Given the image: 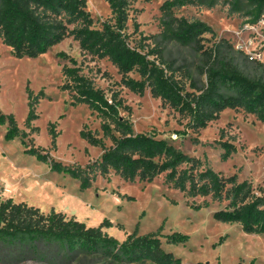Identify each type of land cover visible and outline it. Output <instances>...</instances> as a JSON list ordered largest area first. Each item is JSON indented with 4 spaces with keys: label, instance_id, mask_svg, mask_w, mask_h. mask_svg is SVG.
<instances>
[{
    "label": "trees",
    "instance_id": "obj_1",
    "mask_svg": "<svg viewBox=\"0 0 264 264\" xmlns=\"http://www.w3.org/2000/svg\"><path fill=\"white\" fill-rule=\"evenodd\" d=\"M105 1L111 7L112 18L96 27L87 10V0H0V38L15 57L36 58L73 36L85 55L108 59L115 65L124 86L139 95L149 88L152 96L160 98L163 105L188 118L187 128L194 132L219 119L227 108L253 114L264 123V77L246 72L240 58L254 64L255 70L264 69V64L249 61L224 38L207 46L204 34L212 32V27L204 21L189 20L175 13L176 7L213 5L217 0H165L161 6V41L156 40L155 46L147 50L143 44L132 45L127 33L129 9L134 0ZM225 1L234 10L249 14H254L256 9L258 14L264 9V0ZM165 41L190 46L200 54L198 69L206 75L202 87L191 82L195 90H187L177 74L175 62L163 56ZM58 56L71 63L62 67L65 80L61 85L69 92L71 103L86 104L101 118L102 136L87 124L80 136L89 144L102 148L103 153L84 167L55 160L48 149L36 146L33 140L29 143L23 140L26 153L48 163L52 171L79 179L81 190L89 188L98 174L108 178L115 173L125 181L150 182L165 173L166 184L185 197L210 198L195 204L196 208L210 206L211 202H226L224 208L214 212L216 220L237 223L246 233H264V187L256 189L248 180L239 181L237 174L225 176L165 138L135 132L133 123L120 113L121 109L131 112L132 108L119 91H113L109 97L104 89L81 73L76 58L66 52H59ZM132 72H137L140 78L132 77ZM27 93L29 112L25 125L37 131L33 122L39 116L38 102L44 92L35 94L27 87ZM0 124H7V140L20 134L25 139L28 135L21 131L13 113L0 112ZM56 126L57 123H51L49 127L52 148L57 146L59 136ZM106 139L111 140L110 146ZM219 142L224 148L222 159L227 160L237 147L229 139ZM110 225L112 222L105 219L98 226H89L55 209L45 212L25 201L4 198L0 191V261L72 264L97 257L111 264H184L182 258L163 248L162 239L185 244L189 235L163 233L161 225L148 233H139L136 228L120 241L104 230Z\"/></svg>",
    "mask_w": 264,
    "mask_h": 264
},
{
    "label": "rangeland",
    "instance_id": "obj_2",
    "mask_svg": "<svg viewBox=\"0 0 264 264\" xmlns=\"http://www.w3.org/2000/svg\"><path fill=\"white\" fill-rule=\"evenodd\" d=\"M165 0H134L129 9L127 33L132 45L155 46L161 41V6ZM87 10L100 27L112 18V10L105 0H87ZM252 10V9H251ZM250 11V10H249ZM236 11L225 0L215 4H187L176 7L178 16L189 20H201L210 25L212 32L204 34L207 46L222 38L240 48L249 61L264 64V10L257 14ZM257 14V15H255ZM163 56L175 62L177 74L193 91L191 82L202 87L206 75L198 69L200 54L190 46L165 41ZM239 50V49H237ZM66 52L77 59L81 73L104 89L110 97L119 91L131 112L121 109L135 132H144L157 138H165L185 153L200 158L225 176L237 174L238 180H248L258 189L264 187V123L255 115L243 110L225 109L219 119L198 132L187 128L188 118L160 98L153 97L148 88L143 95L136 94L121 83V74L108 59H94L85 55L73 36L51 47L36 58H17L0 38V112L13 113L21 131L26 132L7 140V124H0V191L4 198L13 197L16 202L25 201L48 212L51 209L75 216L87 225L98 226L108 219L112 225L104 227L120 241L136 228L139 233L157 230L163 225V233L182 232L189 235L183 244L168 243L163 248L182 258L185 264H264V233H246L239 224L218 221L214 212L224 208L226 202H211L210 206L195 207L210 198H187L182 192L165 182V173L150 182L125 181L115 173L109 177L98 174L89 188L81 190L80 180L64 172L52 171L49 164L26 153V144L49 150L55 160L66 165L86 166L98 160L103 150L89 144L80 136L85 124L102 136L101 118L86 104L73 105L67 90L61 88L65 78L62 72L68 60L58 56ZM254 57V60L249 58ZM243 68L251 75L264 77V69L255 70L254 64ZM250 66H253V68ZM140 78L137 72L130 74ZM27 87L35 94L43 90L39 98L38 118L34 120L37 131L25 125L29 112ZM57 123V146L52 148L50 124ZM185 132V134H183ZM178 137L175 138L174 135ZM222 135V136H221ZM231 140L237 150L222 159L224 148L220 140ZM107 146L112 144L106 139ZM258 194L260 191H257ZM0 264H41L33 260L3 262ZM72 264H111L99 258L85 259ZM151 264V263H136Z\"/></svg>",
    "mask_w": 264,
    "mask_h": 264
},
{
    "label": "built area",
    "instance_id": "obj_3",
    "mask_svg": "<svg viewBox=\"0 0 264 264\" xmlns=\"http://www.w3.org/2000/svg\"><path fill=\"white\" fill-rule=\"evenodd\" d=\"M263 10H264V9H263ZM237 49H239V50H240V48H238V47H237ZM241 51H242V50H241ZM249 58H250L251 60H254V57H253L252 55H251V56L249 55ZM174 137H175V138H177V137H178V135H177V134H175V135H174Z\"/></svg>",
    "mask_w": 264,
    "mask_h": 264
},
{
    "label": "crops",
    "instance_id": "obj_4",
    "mask_svg": "<svg viewBox=\"0 0 264 264\" xmlns=\"http://www.w3.org/2000/svg\"><path fill=\"white\" fill-rule=\"evenodd\" d=\"M105 230V229H104ZM106 231V230H105ZM107 232V231H106Z\"/></svg>",
    "mask_w": 264,
    "mask_h": 264
},
{
    "label": "water",
    "instance_id": "obj_5",
    "mask_svg": "<svg viewBox=\"0 0 264 264\" xmlns=\"http://www.w3.org/2000/svg\"><path fill=\"white\" fill-rule=\"evenodd\" d=\"M185 264V263H184Z\"/></svg>",
    "mask_w": 264,
    "mask_h": 264
}]
</instances>
